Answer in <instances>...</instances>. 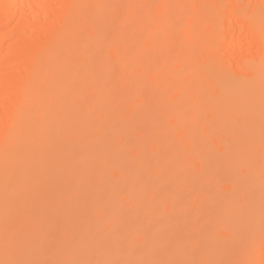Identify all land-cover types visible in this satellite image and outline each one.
I'll return each instance as SVG.
<instances>
[{
  "label": "bare ground",
  "instance_id": "6f19581e",
  "mask_svg": "<svg viewBox=\"0 0 264 264\" xmlns=\"http://www.w3.org/2000/svg\"><path fill=\"white\" fill-rule=\"evenodd\" d=\"M0 264H264V0H0Z\"/></svg>",
  "mask_w": 264,
  "mask_h": 264
}]
</instances>
